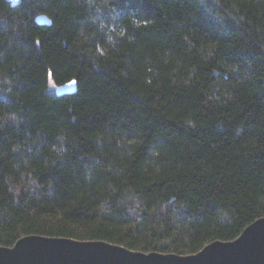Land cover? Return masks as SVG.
I'll list each match as a JSON object with an SVG mask.
<instances>
[{"label": "trees", "instance_id": "obj_1", "mask_svg": "<svg viewBox=\"0 0 264 264\" xmlns=\"http://www.w3.org/2000/svg\"><path fill=\"white\" fill-rule=\"evenodd\" d=\"M261 217L264 0H0V246L192 254Z\"/></svg>", "mask_w": 264, "mask_h": 264}, {"label": "water", "instance_id": "obj_2", "mask_svg": "<svg viewBox=\"0 0 264 264\" xmlns=\"http://www.w3.org/2000/svg\"><path fill=\"white\" fill-rule=\"evenodd\" d=\"M36 21L51 23L45 15ZM75 89L72 79L58 85L56 92ZM0 264H264V217L249 224L237 238L212 241L192 254L144 252L105 240L26 235L13 246H0Z\"/></svg>", "mask_w": 264, "mask_h": 264}, {"label": "snow or ice", "instance_id": "obj_3", "mask_svg": "<svg viewBox=\"0 0 264 264\" xmlns=\"http://www.w3.org/2000/svg\"><path fill=\"white\" fill-rule=\"evenodd\" d=\"M74 83V82H73Z\"/></svg>", "mask_w": 264, "mask_h": 264}]
</instances>
